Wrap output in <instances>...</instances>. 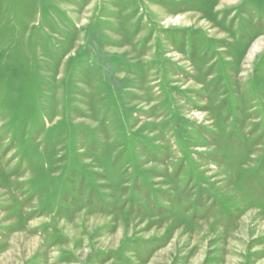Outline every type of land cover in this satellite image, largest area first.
Wrapping results in <instances>:
<instances>
[{"label":"rangeland","instance_id":"1","mask_svg":"<svg viewBox=\"0 0 264 264\" xmlns=\"http://www.w3.org/2000/svg\"><path fill=\"white\" fill-rule=\"evenodd\" d=\"M0 264H264V0H0Z\"/></svg>","mask_w":264,"mask_h":264}]
</instances>
